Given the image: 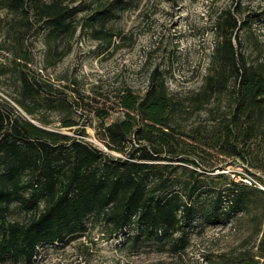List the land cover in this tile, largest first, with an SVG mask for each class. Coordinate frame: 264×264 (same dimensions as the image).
Returning <instances> with one entry per match:
<instances>
[{"label": "trees", "instance_id": "16d2710c", "mask_svg": "<svg viewBox=\"0 0 264 264\" xmlns=\"http://www.w3.org/2000/svg\"><path fill=\"white\" fill-rule=\"evenodd\" d=\"M1 1L20 20L32 16L43 22L48 42L74 31L72 19L80 10L63 0ZM120 2L113 0L110 8L93 14L89 25L106 20L113 14L111 8L123 7ZM240 25L229 10L216 16L214 69L205 76L195 102L203 104L226 92L228 112L215 119L208 131L186 135L191 142L182 139V131L171 123L180 103L157 70L142 96L128 90L119 93L118 104L125 110L122 119L94 128L108 151L84 141L83 129L78 131L81 137L70 136L48 129L43 119L37 125L14 113V108L10 113L0 105V264H34L39 247L64 248L81 237L88 223L97 222L109 227L110 235L128 230L123 245L129 244L135 252L149 248L180 260L189 247L186 229L196 217L200 224L225 225L245 214L254 244L205 260L259 264L264 259V191L226 181L224 173L209 176L208 165L203 171L195 167L201 166L196 160L215 151L247 160L264 173V68L248 64L235 48L233 38ZM18 58L29 62L26 54ZM14 76L18 84L14 100L27 115L73 112L62 93L52 91L40 75L20 69ZM93 113L101 119L109 116L102 109ZM77 125L70 117L60 119L62 128ZM213 179L221 186L212 187ZM13 206L28 217L10 219Z\"/></svg>", "mask_w": 264, "mask_h": 264}, {"label": "rangeland", "instance_id": "374dc122", "mask_svg": "<svg viewBox=\"0 0 264 264\" xmlns=\"http://www.w3.org/2000/svg\"><path fill=\"white\" fill-rule=\"evenodd\" d=\"M63 1L80 9L72 19L74 31L48 42L43 22L32 16L27 21L20 20L0 0V105L10 113L14 108V113L37 125L43 119L48 129L70 136L81 137L78 131L83 129V140L103 151L108 150L94 128L122 119L125 110L118 104L119 93L128 90L142 96L154 70L164 75L165 86L180 103L171 123L182 131L180 137L185 141H190L186 135L192 131H208L228 112L226 92L213 95L203 104L195 102L205 76L214 69L212 52L217 41L214 23L224 11L229 10L241 23L233 38L237 51L248 64L264 68V0H120L123 7L111 8V16L92 26L88 18L110 8L113 0ZM24 54L29 62L18 58ZM20 69L40 75L52 91L62 93L73 112L27 115L14 100L18 88L14 75ZM95 109L109 113L108 118L96 117ZM65 116L78 125L72 129L60 127V119ZM204 156L202 162L196 160L201 165L195 166L196 170L203 171L208 165L212 170L207 171L209 176L224 173L226 181L242 182L264 191V173L251 167L247 160L215 151ZM209 183L212 187L221 186L216 179ZM261 199L264 203L263 196ZM8 217L25 220L28 213L13 206ZM252 231L246 214L225 225L200 224L196 217L186 229L189 247L180 260H175L167 253L149 248L135 252L129 244L123 245L128 230L110 235L109 227L102 222L88 223L81 237L64 248L59 244L39 247L34 264H208L206 258L250 248L254 244ZM259 264H264V259Z\"/></svg>", "mask_w": 264, "mask_h": 264}, {"label": "built area", "instance_id": "2783aa9c", "mask_svg": "<svg viewBox=\"0 0 264 264\" xmlns=\"http://www.w3.org/2000/svg\"><path fill=\"white\" fill-rule=\"evenodd\" d=\"M244 181H245V180H244ZM246 182L250 184V181H246Z\"/></svg>", "mask_w": 264, "mask_h": 264}]
</instances>
